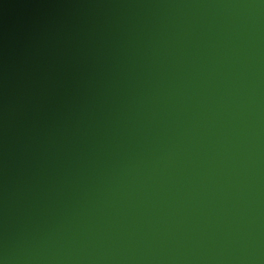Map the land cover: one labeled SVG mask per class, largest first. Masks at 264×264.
Wrapping results in <instances>:
<instances>
[{"label": "water", "instance_id": "95a60500", "mask_svg": "<svg viewBox=\"0 0 264 264\" xmlns=\"http://www.w3.org/2000/svg\"><path fill=\"white\" fill-rule=\"evenodd\" d=\"M5 264H264V0H0Z\"/></svg>", "mask_w": 264, "mask_h": 264}, {"label": "clouds", "instance_id": "9594fccd", "mask_svg": "<svg viewBox=\"0 0 264 264\" xmlns=\"http://www.w3.org/2000/svg\"><path fill=\"white\" fill-rule=\"evenodd\" d=\"M0 264H5V261L3 259H0Z\"/></svg>", "mask_w": 264, "mask_h": 264}]
</instances>
